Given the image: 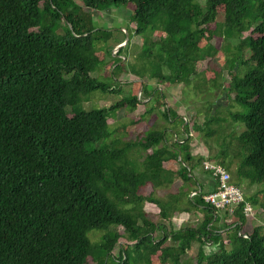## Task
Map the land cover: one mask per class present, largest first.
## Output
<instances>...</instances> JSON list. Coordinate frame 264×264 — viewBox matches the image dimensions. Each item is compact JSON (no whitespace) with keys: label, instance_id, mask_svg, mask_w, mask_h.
<instances>
[{"label":"trees","instance_id":"1","mask_svg":"<svg viewBox=\"0 0 264 264\" xmlns=\"http://www.w3.org/2000/svg\"><path fill=\"white\" fill-rule=\"evenodd\" d=\"M204 1L201 5L196 0H81L78 5L75 0H0V264H129V245L117 259L111 255L122 238L115 228H122L134 246L143 247L149 256L147 264L154 257L181 264L180 257L196 241L201 244L197 264H264L261 228L243 233L234 227L226 236L228 249L221 233L209 226L217 210L206 205L200 193L178 208L201 207L210 214L197 228L167 233L161 224L149 221L143 210L145 203H151L160 208L159 217L170 218L149 193L172 183L173 177L191 182L193 169L202 168L204 159L190 154L189 128L201 134L206 124L217 122L220 126L208 137L219 132L227 136L217 112L203 125L184 126L182 143L177 139L168 145V130H163L150 131L140 141L122 147L114 142L98 148L91 145L111 135L110 115L121 109L133 112L145 98L152 97L153 105L144 115L158 110L167 122L176 119L182 125L184 120L165 108V95L158 88L146 87L139 75L135 90L116 103L79 108L94 91L121 94L118 77L131 73L122 64L115 66L111 79L117 85L91 76L105 61L95 43L110 36L108 31L97 36L102 30L85 18V10L134 5L135 34L149 30L156 36L154 43L144 38L141 49V55L151 57L149 45L158 47L157 70L148 82L169 85L189 82L197 65L213 57L212 49L200 51V39L209 43L213 36L206 29L223 13L221 34L238 40L235 48L248 50L249 58L238 64L250 69L240 77L238 68L231 66L227 92L219 89L214 98L225 92L227 97L232 95L227 110L238 104L246 111L227 114L233 128L241 126L242 130L235 134L232 128L234 136L229 135L226 150L215 141L220 149L207 159L227 171L235 164L232 176L236 173L249 184L264 187V0L249 16L252 23L246 24L242 23L248 18L246 0ZM244 33L248 34L243 37ZM134 82L125 84L134 87ZM208 107L207 116L212 105ZM137 149L146 153L140 168L128 159ZM167 161L178 162L180 169L168 172L163 167ZM235 214L243 223L241 210ZM156 228L161 231L157 239L153 237ZM92 230L103 232L97 244L89 239ZM169 236L176 245L165 246ZM209 241L216 250L205 254L202 246Z\"/></svg>","mask_w":264,"mask_h":264},{"label":"rangeland","instance_id":"2","mask_svg":"<svg viewBox=\"0 0 264 264\" xmlns=\"http://www.w3.org/2000/svg\"><path fill=\"white\" fill-rule=\"evenodd\" d=\"M201 5L204 4V0H196ZM262 0H246V7H247V13L248 18L243 21V24H246L248 22H251V13L255 12L256 6L261 2ZM75 2L78 5H81V0H75ZM85 10V9H84ZM85 10L83 15L91 20L92 26L96 30H102L99 31V34L97 36L102 37L105 32L109 34L110 38L106 41L101 40L100 42L95 43L96 49L99 51H102L105 54V61L102 65L99 66L98 70L91 73V76L96 77L98 80L105 82V83H113L117 85L114 81L111 79V73L115 66L122 64L124 68H127L132 73H122L119 75L118 80L123 82L121 84L122 93H102L99 91H94L88 95L87 98H85L82 102V105L79 106V108H82L83 110H88L92 108H105L108 107L117 101H119L123 96L127 95L130 91H134L136 87V83L139 80L136 78L137 75L141 76L143 79L140 80V82H144L145 85L148 83H152V85L155 88H161L164 91L165 98L167 97L169 106L172 108L179 107L180 104L183 106L193 105L194 108L197 109V115L198 117H195L194 124L196 123H202L204 124L203 120L206 119V111L207 106L210 105L214 99V95L219 89H225V92H227L228 85L227 83L230 81V67L234 66V69L238 68V74L240 77L244 76L250 69L249 65H240V61H245L249 58V52L247 49H239L235 48V46L238 44V40L231 39V38H225L224 34L222 35L221 32V23L224 21V15L223 13H220L216 16L215 22H212L209 27L206 29L210 33H212V39L207 44V41L205 38L200 39L199 49L202 53L207 52V49H212L214 52L213 57L206 59L203 62H200L196 70L194 77L190 78L189 82H181L178 84H174V86H171L165 82L157 83L156 81L152 80L148 82L149 76H152L156 73L157 70V63H156V55H157V46L152 47L149 45L148 48H150L153 55L150 57H144V55H141V49L142 44L144 42V38H146L149 42H155L156 36L153 34H150L149 30L146 31L143 35H136L134 31V24L131 22V15L134 11V5L127 4L124 6H116V5H110L109 8L102 10V11H89L86 12ZM250 16V17H249ZM213 32L215 34L213 35ZM208 33L205 32V36ZM248 33H244L243 37L246 36ZM122 42L123 46L120 47V55L115 56V53L119 50L117 49L119 45L118 42ZM128 42V44H127ZM121 59L117 63H115L118 59ZM135 79L136 82L135 86L133 85H126L125 82L128 80ZM147 87V85H146ZM164 87H168V89H164ZM158 88V89H159ZM225 92H218L217 97L221 96L223 99H226ZM145 96L143 95L142 98ZM232 97V95L228 96ZM172 98L177 99V104L173 102ZM163 103L165 105H168V103H165L163 100ZM229 103V102H228ZM191 106V108L193 107ZM228 106L225 108L220 107L218 112L216 113V116L221 118L220 120H224V124L221 123L222 128L224 132L227 133V136H223L222 133H217L213 137L210 136V132L220 126L217 122L206 124L204 126V131L199 133L201 137H204L205 139H208L209 145H211L212 153L217 154L219 151V146L216 144V142L220 143V147L223 150H226L227 142L229 140V135L231 138L234 136V134L231 133V130L233 126L231 123H229L228 113L230 111H238V112H245L246 108L242 105L234 104L231 110H227ZM190 109V107H189ZM68 112H70V109H67ZM78 110V109H77ZM195 110V109H194ZM216 110L212 109L211 113L213 116L214 112ZM142 109L137 108L133 111V113L130 110L127 109H121L118 110L116 113H112L110 115V118L108 120L109 123V132L110 136L107 139L101 140L97 142L94 145H91V147H98L102 148L105 146L110 145L111 143L116 142V147H122L128 142H137L142 139L146 134H148L150 131H163V130H173L176 132L177 136H181L182 133L179 130V125L176 121L173 122H167L161 118L160 112L156 110L153 114H142ZM138 119V121H134V119ZM197 118V119H196ZM134 121V122H132ZM192 121V118H191ZM206 121V120H205ZM228 121V122H227ZM193 123V122H191ZM235 130V134L239 133L242 128L241 126H234L233 128ZM195 132V131H194ZM169 134V132H168ZM170 135V134H169ZM168 135V136H169ZM216 141V142H215ZM146 154V153H145ZM144 152H142L140 149H137L135 151H132L129 154V161L130 164H134L137 168H140L143 166L144 161ZM213 154V155H215ZM143 155V156H142ZM235 164L231 166V169L229 174L231 172L235 171ZM231 182L234 184H240L243 182H246L244 179H240L239 176L236 175V173L233 174V178ZM173 183H169L167 185H163L161 187H157V189L150 191L149 194H152L154 199H156L159 202V205H162L167 212V214L171 215L173 214L178 208H176L178 205L175 203L176 196H168L165 197L166 194H169L170 192H173L175 189V185H172ZM257 188L260 189V195L261 200L264 201V187L261 184H254ZM145 192V191H144ZM147 194V193H146ZM187 200H183L182 203L184 204ZM156 206V205H155ZM151 207L150 204H146L143 206V210L146 214H148L147 219L154 223L155 225L160 224L162 221V218L159 217V213H147L145 208L149 210ZM154 207V206H153ZM157 207V206H156ZM158 208V207H157ZM154 209V208H153ZM174 209H176L174 211ZM160 211V208H158ZM155 211V210H154ZM220 212L217 214L219 215ZM217 215V216H218ZM194 220V217H191ZM263 219V218H262ZM164 223V222H163ZM141 224L140 222L138 223ZM162 225V224H161ZM166 229L167 225L165 226ZM171 227V226H170ZM162 228V227H161ZM222 228V227H221ZM113 229V228H112ZM250 229L249 227H244L243 230ZM116 231H118L119 234H122V238L119 239L118 244L113 249L111 255L117 259V257L120 255L121 250L125 248L126 245H129V247L126 248V253L128 254V263L129 264H147L149 260L148 254L144 251L143 247H136L134 246V242L130 241L128 239L129 235H125V232L122 228H115ZM261 231L264 233V226L261 227ZM103 235V232L92 230L89 233V239L93 244H97ZM161 235V231L157 228L153 232L154 238H159ZM148 244V243H147ZM166 246H174L176 243L172 241H168L165 243ZM225 245H228V243L225 242ZM229 249V246L227 247ZM212 250L204 248L205 253H210ZM198 259V249H197V243H193L192 247L188 251H186L185 254H183L180 257L181 264H197ZM88 264H95L93 261H89ZM108 264H119V262H111ZM151 264H171L170 261H167L166 263L157 260L156 257H154V260L151 262Z\"/></svg>","mask_w":264,"mask_h":264},{"label":"crops","instance_id":"3","mask_svg":"<svg viewBox=\"0 0 264 264\" xmlns=\"http://www.w3.org/2000/svg\"><path fill=\"white\" fill-rule=\"evenodd\" d=\"M128 81L134 82L136 80L133 79V80H128ZM121 83H123V82H121ZM148 86H150L149 88H155L151 82L148 83ZM171 86H174V85H171ZM164 89H168V87H164ZM159 91L164 94V91L161 88H159ZM172 99H173V102L175 104H177V99L176 98H172ZM228 99H229V97H227V96H226V99H223V97L221 95L219 97L214 98L210 105H212V109L216 110L215 112H218L220 107L225 108L226 106H228V102H229ZM151 102H152V97L145 98L144 100H142L141 105L138 106V108L142 109V112H143L142 114H144L147 110H149L151 108V105H153V104H151ZM164 102L168 103L167 97L164 99ZM185 105L186 104H184L182 106L180 104L179 107L177 106L175 108L170 107L169 103H168V105H165V108L171 109L172 111H174L176 113V115L179 119L181 118L182 120H184V124L179 125V129L181 130V133H182L181 136H177V134H175L176 132H174L171 129L168 130V132L170 134L168 136V141H167L168 145H171L172 143L177 141V139H179V141L182 143V140L184 138H186V135L184 134V132L182 130L183 127L186 125L191 127L194 124L195 117H198V116H196L197 115V109L194 108V106L192 104L188 105V106H185ZM191 106H193V107L191 108ZM189 107H190V109H189ZM208 108L209 107L207 106L206 109H208ZM161 109H162V107H161ZM206 113H207V111H206ZM211 115H212V113L209 116L206 115L205 120L211 118L212 117ZM191 118H192V121H191ZM138 119L139 118L134 119V121L136 122V121H138ZM175 120H172L171 122H173ZM205 120H203L204 123H205ZM134 121H132V122H134ZM191 122H193V123H191ZM199 124H202V123H199ZM189 129H190L189 130V136L191 137V139H189L190 154L196 158L202 157L204 159V162L208 161L207 158L209 156L215 154V153L211 152L213 147H211V145H209L208 139L201 137L202 136L201 134H200L201 135L200 136L198 132H196V131L194 132L193 130H191V128H189ZM163 167L168 172L175 173L177 170L180 169V164L178 162L167 161L163 164ZM230 176H231V180H232L233 176L231 174H230ZM172 183H173L172 185H175V189L173 192L166 194L165 197L176 196L177 198H175V201H174L175 203H177V201H178V204H177L178 206L176 208L187 205L188 200H191L192 197H194V196H192L193 193L204 194L206 192L213 190L215 188V185H216L215 181L212 179V177L209 175V173L204 171L203 168H201L200 166L195 167L193 169L192 176H191V182L183 183L178 178L173 177ZM233 184H234V182H233ZM235 185H237V184H235ZM237 186L239 188H241V190L243 191L245 200L251 204V206L253 208L254 215H252L251 217H245L244 222L241 223V222H239V217L236 216L235 212L233 213V215H230L226 211H216L215 218L213 219V221L211 223H209V226L213 229V231L220 232L222 237L225 239L226 243H228V241L226 240L227 234L229 233V231L234 229V227H236V226H238L240 231L243 233L244 232H251L253 228H256V227L261 228L264 226V214H263V209H262V206H264V201L261 200V196H259L261 193L260 189L257 188L256 185L249 184L248 181L240 183V184L238 183ZM159 187H161V186H159ZM247 198H253L256 201H255V203H252L251 201L247 200ZM183 200L184 201L187 200V201L183 204L182 203ZM146 204H150V203H145L144 205H146ZM145 210L147 211V213H154V212L159 213L158 208L154 204H151V207L149 208V210L147 208H145ZM218 212H220L219 215L217 214ZM205 216H210V214L203 212V208H201V207L200 208H195V207L190 208V211L176 210L173 214H171V216L168 220L162 219V221L164 223L161 222L160 224H162L165 231L167 233H169L171 231H177V230L188 228V227L197 228L201 225ZM191 217H194V220ZM166 225H167L168 229H166V227H165ZM244 227H249L250 229H247L245 231V230H243ZM168 241H172L171 236H169ZM193 243H197V249L199 251V248H201V244L199 243V241H196ZM192 244H191V247H192ZM228 246H229V244L226 245V247H228ZM204 248L212 250L210 253H213L216 250V246L214 245L213 241L205 242L204 245L202 246L203 251H204ZM210 253H205V254H210Z\"/></svg>","mask_w":264,"mask_h":264},{"label":"built area","instance_id":"4","mask_svg":"<svg viewBox=\"0 0 264 264\" xmlns=\"http://www.w3.org/2000/svg\"><path fill=\"white\" fill-rule=\"evenodd\" d=\"M202 168L209 173L216 184L213 190L201 196L206 205L217 211H226L230 215H233L237 209H240L245 217L254 215L253 208L245 200L243 191L231 182V176L224 167L214 161H205Z\"/></svg>","mask_w":264,"mask_h":264},{"label":"water","instance_id":"5","mask_svg":"<svg viewBox=\"0 0 264 264\" xmlns=\"http://www.w3.org/2000/svg\"><path fill=\"white\" fill-rule=\"evenodd\" d=\"M122 46H123V44H120L119 47H118L117 49H119V48L122 47ZM141 88H142V87H140V90H141Z\"/></svg>","mask_w":264,"mask_h":264}]
</instances>
